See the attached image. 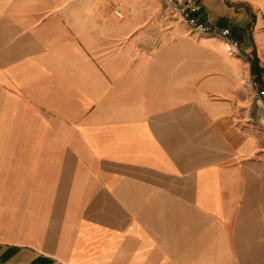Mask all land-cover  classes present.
<instances>
[{
	"label": "crops",
	"instance_id": "0c3cea01",
	"mask_svg": "<svg viewBox=\"0 0 264 264\" xmlns=\"http://www.w3.org/2000/svg\"><path fill=\"white\" fill-rule=\"evenodd\" d=\"M0 0V264H264V0Z\"/></svg>",
	"mask_w": 264,
	"mask_h": 264
},
{
	"label": "built area",
	"instance_id": "2783aa9c",
	"mask_svg": "<svg viewBox=\"0 0 264 264\" xmlns=\"http://www.w3.org/2000/svg\"><path fill=\"white\" fill-rule=\"evenodd\" d=\"M174 6L180 18L185 21L191 30L205 35H216L226 38L232 46L237 45V40L232 35V30L228 26H222L218 23L206 21L199 15L200 0H164ZM253 85L257 87L256 103L258 107L264 108V85H259L257 80L253 81ZM264 125V116L261 118Z\"/></svg>",
	"mask_w": 264,
	"mask_h": 264
},
{
	"label": "trees",
	"instance_id": "16d2710c",
	"mask_svg": "<svg viewBox=\"0 0 264 264\" xmlns=\"http://www.w3.org/2000/svg\"><path fill=\"white\" fill-rule=\"evenodd\" d=\"M233 37L237 40L238 39V33L237 30L232 31ZM252 71L254 74H256L257 79L259 80L260 85H264V71L261 69L258 65V60L254 59L252 61Z\"/></svg>",
	"mask_w": 264,
	"mask_h": 264
}]
</instances>
